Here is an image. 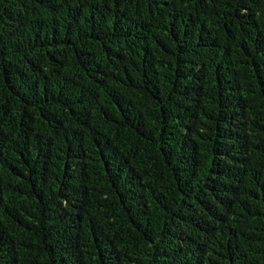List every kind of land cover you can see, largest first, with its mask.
<instances>
[{
	"label": "trees",
	"instance_id": "16d2710c",
	"mask_svg": "<svg viewBox=\"0 0 264 264\" xmlns=\"http://www.w3.org/2000/svg\"><path fill=\"white\" fill-rule=\"evenodd\" d=\"M0 264H264V0H0Z\"/></svg>",
	"mask_w": 264,
	"mask_h": 264
}]
</instances>
